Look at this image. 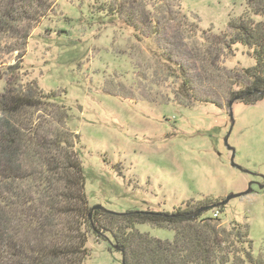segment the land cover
Instances as JSON below:
<instances>
[{"label":"rangeland","instance_id":"obj_1","mask_svg":"<svg viewBox=\"0 0 264 264\" xmlns=\"http://www.w3.org/2000/svg\"><path fill=\"white\" fill-rule=\"evenodd\" d=\"M5 2L16 20L0 32V95L39 96L13 122L28 143L11 148L14 179L0 168L4 264H38V244L72 241L78 230L86 235L83 264H122L110 241L64 208L61 200L76 193L75 184L64 187L66 179L42 169L41 156L57 157L56 133L66 134L63 153L82 161L88 207L172 212L206 198L220 202L250 185L248 194L204 216L218 210L224 227L248 224L253 254L264 260V98L229 106L230 92L246 82L243 70L254 65L247 47L231 43V22L263 19L249 0ZM143 10L152 20H140ZM163 55L184 66L191 95L179 92ZM226 137L243 170L231 165ZM23 193L26 205L16 198ZM137 229L174 235L148 224Z\"/></svg>","mask_w":264,"mask_h":264},{"label":"trees","instance_id":"obj_2","mask_svg":"<svg viewBox=\"0 0 264 264\" xmlns=\"http://www.w3.org/2000/svg\"><path fill=\"white\" fill-rule=\"evenodd\" d=\"M5 1L7 0H3ZM249 3L253 14L262 16L263 19L254 21L250 17H239L236 23L231 22V27L236 31L231 43H240L247 47L254 59V65L243 70L246 82L237 91L230 92L233 100L244 104H254L264 98V0H249ZM5 4L2 5L3 9L0 7V32L10 21L16 20L9 4L7 2ZM132 4L134 8V5L138 6L139 3L133 1ZM130 19L131 16L128 14L129 24L137 29ZM149 19L152 20L149 13L146 10L141 11L140 20L145 23ZM163 58L162 61L166 64L170 62L168 67L180 82L179 92L182 95H191L192 88L184 66L169 55L165 57L163 55ZM37 96L38 93L26 95L13 94L11 91L0 95V113L3 114L0 117V168L6 166L4 168L8 172L4 176L6 180L14 179L12 166L17 160L16 152L11 148L19 147L23 143L28 147L24 132L16 129L13 122L24 108L36 105ZM50 97L52 96H48ZM64 134L56 133L54 137L57 157H48L45 154L41 156L44 163L42 169L46 170L47 174L56 175L62 181L66 179L64 187L70 182L75 184L76 193L61 200L64 208L67 211L68 209L74 211L73 214L87 223L90 232L97 238L101 236L103 240L110 241L113 247L121 252L123 264H264V260L253 254L248 224L234 221L224 227L219 218L204 216L216 206L223 208L213 199L206 198L198 206H193V203L189 202L185 207L174 208L172 212L137 210L116 213L102 207L92 210V207H88L83 190L82 161L78 155L73 159L69 158L60 148L66 149L68 146ZM26 153L29 155L30 150ZM49 165L52 166L51 170ZM63 194L62 192L61 196ZM16 198L23 205L29 201L25 193L17 194ZM0 202L6 203V200L0 199ZM76 203L80 204V208H77ZM204 207L208 209L199 211ZM76 209H78L77 213H75ZM139 224L170 229L174 233L173 238L161 239L140 232L137 229ZM75 237L77 239L74 238L72 241H56L48 246L38 244L36 250L40 258L38 264H83L82 261L87 256L84 247L86 235L78 230ZM16 246L13 244L9 248L12 250ZM0 264H4L2 255H0Z\"/></svg>","mask_w":264,"mask_h":264},{"label":"water","instance_id":"obj_3","mask_svg":"<svg viewBox=\"0 0 264 264\" xmlns=\"http://www.w3.org/2000/svg\"><path fill=\"white\" fill-rule=\"evenodd\" d=\"M233 102H234V100L230 101V102H229V106H231V105L233 104ZM227 138H228V137H226V138L224 139V143H225L227 149H228L229 151H231V153H232V155H231V165H232L233 167L239 169V170H243L241 166H239L238 164H236V163L233 161V158H234V150H233L232 147H230V146L228 145ZM249 192H250V185H249V188H248L247 190H245V191H243V192H241V193H231V194H229L228 196H226V198H225L224 200H222V201L219 202V205H224V204H226L229 200H231V199H233V198H236V197H239V196L246 195V194H248ZM99 208H101L100 205H95V206L92 207V210L99 209ZM207 209H208L207 207H204V208L199 209V211H203V210H207ZM122 264H123V262H122Z\"/></svg>","mask_w":264,"mask_h":264},{"label":"built area","instance_id":"obj_4","mask_svg":"<svg viewBox=\"0 0 264 264\" xmlns=\"http://www.w3.org/2000/svg\"><path fill=\"white\" fill-rule=\"evenodd\" d=\"M219 211L218 210H215L214 212H213V217H218L219 216Z\"/></svg>","mask_w":264,"mask_h":264}]
</instances>
